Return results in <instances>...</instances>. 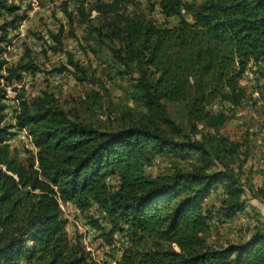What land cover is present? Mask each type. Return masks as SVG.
I'll list each match as a JSON object with an SVG mask.
<instances>
[{"label":"trees","instance_id":"1","mask_svg":"<svg viewBox=\"0 0 264 264\" xmlns=\"http://www.w3.org/2000/svg\"><path fill=\"white\" fill-rule=\"evenodd\" d=\"M96 1L93 31L113 43L110 71L128 78L132 107L102 126L99 92L85 101L94 120L60 109L50 94L20 101L16 125L36 153L18 161L0 128V264H99L68 240L67 203L81 214L97 207L109 231L92 226L107 242L130 231L116 264H264V228L242 245L210 242L212 222L230 223L250 201L264 205V168L260 186L247 181L241 145L221 133L246 99L247 71L264 77V0H158L165 24L124 11L120 0ZM11 10L0 0V18ZM155 159L176 165L152 177ZM217 191L218 206L202 207Z\"/></svg>","mask_w":264,"mask_h":264},{"label":"rangeland","instance_id":"2","mask_svg":"<svg viewBox=\"0 0 264 264\" xmlns=\"http://www.w3.org/2000/svg\"><path fill=\"white\" fill-rule=\"evenodd\" d=\"M96 4V0H7L12 10L0 18V128L8 133L4 144L9 152L23 164L36 150L28 132L16 125L21 100L50 94L60 109L94 120L85 101L88 93L99 92L104 108L96 119L102 126L113 121L117 111L132 107L128 78L118 77L115 69L110 71V65L116 63L111 52L113 43L99 42L93 31L99 23L93 10ZM120 7L129 13L138 9L157 24L169 22L161 14L158 0H120ZM70 62L79 65L80 71ZM26 64H31L34 71L19 70V65ZM109 72L111 79L107 78ZM257 73V68L252 67L240 81L246 99L232 112L227 111L229 120L221 129L224 136L241 145L243 177L256 187L261 184L264 168V77ZM82 78L85 80L80 81ZM170 110L174 113V108ZM174 163L155 159L146 172L152 177L170 174ZM108 185L115 188L118 181L109 178ZM218 194L211 192L201 206L217 207ZM60 209L69 241L80 243L99 264H116L129 240L127 228L107 242L92 226L97 224L105 233L109 231L107 218L97 207L92 206L84 214L70 203L60 204ZM210 227V242L245 244L255 228H264V205L250 201L230 223L212 222Z\"/></svg>","mask_w":264,"mask_h":264},{"label":"built area","instance_id":"3","mask_svg":"<svg viewBox=\"0 0 264 264\" xmlns=\"http://www.w3.org/2000/svg\"><path fill=\"white\" fill-rule=\"evenodd\" d=\"M184 12L182 11V14H183Z\"/></svg>","mask_w":264,"mask_h":264}]
</instances>
